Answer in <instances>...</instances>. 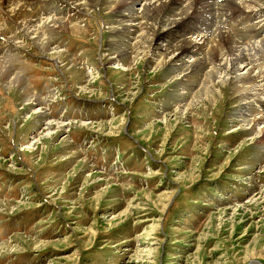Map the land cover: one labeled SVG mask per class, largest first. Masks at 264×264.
Masks as SVG:
<instances>
[{
  "label": "rangeland",
  "instance_id": "1",
  "mask_svg": "<svg viewBox=\"0 0 264 264\" xmlns=\"http://www.w3.org/2000/svg\"><path fill=\"white\" fill-rule=\"evenodd\" d=\"M17 1L63 55L19 36L20 19L0 21L15 34L0 45L38 97L27 106L0 82V264H264V120L243 122L255 113L237 103L233 79L184 112L210 62L169 80L137 48L138 30L112 31L106 7L114 15L126 0L85 13L70 0ZM200 1L183 34L198 21L207 38L219 26L240 44L264 39V8ZM54 17L76 29L54 30ZM250 62L264 108V59Z\"/></svg>",
  "mask_w": 264,
  "mask_h": 264
},
{
  "label": "bare ground",
  "instance_id": "2",
  "mask_svg": "<svg viewBox=\"0 0 264 264\" xmlns=\"http://www.w3.org/2000/svg\"><path fill=\"white\" fill-rule=\"evenodd\" d=\"M71 1L74 3H72V10L79 9L81 12L85 13L87 11L92 12V10H89L90 8L96 10L97 6L100 8L99 3L103 0H70V2ZM171 1L172 0H126V6L120 10L115 8L117 12L115 11L114 15L111 10L113 3L110 2L108 8L106 7V11L107 14L109 12L111 13L110 15H112V31L118 30L119 32H123L127 30L130 31L132 35L134 31L138 30L134 38L137 48L141 46V52L144 58L148 53L150 56H154L157 61L156 66L160 67V69L166 68L167 73H169V80H175L179 75L180 78L189 77L192 74L194 75V71L200 70V67H198L200 64L207 65V63L210 62L209 68L207 67V71L203 74L204 77L201 79V83L192 92L191 98L183 103L182 107H184V112L193 109L192 107L195 101H201V99L206 102L207 100L212 101L215 96L214 86L217 84L229 85L230 80L233 79V83L230 84V86L236 89V95L239 97L237 103L242 104V108L248 110L249 113L251 111L255 113L253 117L250 115H247L250 117H243V122L253 127L257 124V121L264 120V108H261L258 103V99H260L259 95L261 94L256 87V80L253 76L255 74V69L252 74L251 67L253 62H250L251 60L257 61L260 58L264 59V39L260 38L250 43L240 44L238 43L239 41L234 39V36L229 34V32L227 33L224 28L219 26L212 29V31H210L211 37L207 38L205 37L206 33L203 34L201 31L202 29L205 31L209 30L210 26L206 27V25L200 24L198 21L194 24L198 26L190 28L188 30V35L183 34L185 30L182 24L186 23L187 19L196 17L198 11L202 14L204 5L207 3L199 0L198 6L190 8L192 0H187L186 2H184V0ZM262 1L264 0H240V4H242L244 9L259 12V8H264ZM17 4V0H0V21L3 20L4 17H9L14 20L17 18L20 19V21L17 20L20 24L19 27H17L18 25L16 26L17 29H20L19 36L24 34V38L27 40H29V36L32 44L40 49V51L44 54L47 53L51 58L61 60L63 55L61 50H54V47L51 48L52 46L51 43H49V39L44 36L47 28L48 33H50L51 27L45 25L47 24L45 20V22H36L34 17L27 19L28 15L26 16L24 12L25 8ZM10 5L13 6L10 7ZM8 7H10L11 10H9ZM243 8L241 11H243ZM192 10H195L196 13H193L195 11ZM254 14L255 13H253V15ZM139 18L141 20L137 22ZM204 19L210 24H213L212 20L209 21L212 17H206ZM52 20L53 21L50 22H53L52 25L54 24V26L52 27L54 30L59 29L70 32L76 29V24H71L68 19L54 17ZM196 20H198V18ZM41 23L44 24L45 27L42 26L43 28L40 29ZM189 23H191V21H189ZM114 25L118 26V28H115ZM201 25H203L202 28ZM2 26L0 25V41L4 43V45L9 44L4 47L10 48L14 42L15 34L13 33L10 35V32L6 31V27ZM174 35H180L179 39L169 42L170 37ZM155 42L156 44H154ZM0 48L3 49L0 50V82L2 83L3 90H5L4 92L7 91L8 93L18 94L17 97L23 98L22 100L20 99V102L27 103V106L32 102L37 103L38 97L33 94L34 90H32V87L27 83L22 71L13 70L11 56L5 53V50L7 51L8 49L3 48L2 45H0ZM64 51L65 50H63V52ZM124 54L128 57L130 56L132 60L135 57L130 55L128 50H124ZM117 56L120 57V55ZM71 58L74 60L73 57ZM149 59H151V57ZM118 60L121 59L116 56L112 57V61L117 63ZM151 62L152 60H148V63ZM72 63V66L67 68L68 71H70L71 68H76L74 65L75 63L73 61ZM194 68L197 69L195 70ZM252 68H254V66ZM18 90H20V92H18ZM252 90L254 91V93H252L254 95L253 97H248V95L246 96L244 94V92L249 94ZM184 94L185 91H182L178 93V96L183 97ZM244 98L248 99V101L246 102ZM243 99L245 102H243ZM181 100V98L178 99V103ZM242 111L243 110H241V112ZM55 124H57L56 126L60 128V130L62 129L63 125H59L57 121H47L45 127L48 130H52ZM263 131L264 123H262V126L259 127L255 133H257V135H262ZM90 176H92V174Z\"/></svg>",
  "mask_w": 264,
  "mask_h": 264
}]
</instances>
